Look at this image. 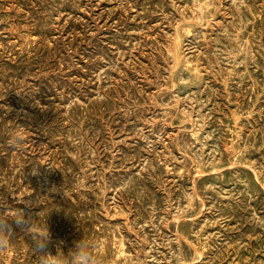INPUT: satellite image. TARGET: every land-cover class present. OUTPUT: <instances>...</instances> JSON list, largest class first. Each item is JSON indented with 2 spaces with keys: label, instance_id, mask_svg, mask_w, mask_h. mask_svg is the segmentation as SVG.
<instances>
[{
  "label": "rangeland",
  "instance_id": "obj_1",
  "mask_svg": "<svg viewBox=\"0 0 264 264\" xmlns=\"http://www.w3.org/2000/svg\"><path fill=\"white\" fill-rule=\"evenodd\" d=\"M2 203L52 254L264 264V0H0Z\"/></svg>",
  "mask_w": 264,
  "mask_h": 264
},
{
  "label": "clouds",
  "instance_id": "obj_2",
  "mask_svg": "<svg viewBox=\"0 0 264 264\" xmlns=\"http://www.w3.org/2000/svg\"><path fill=\"white\" fill-rule=\"evenodd\" d=\"M0 206H3V203ZM9 221H14L22 229L26 227V231L31 235L34 242L31 251L37 254L34 264H100L93 256L91 245L82 238L68 254H64L59 247L56 254L47 251L52 238L47 223L41 227L31 218H26L25 213L20 209H10L0 213V252L6 251L11 245L13 230Z\"/></svg>",
  "mask_w": 264,
  "mask_h": 264
}]
</instances>
